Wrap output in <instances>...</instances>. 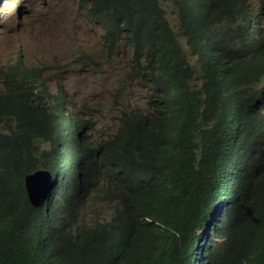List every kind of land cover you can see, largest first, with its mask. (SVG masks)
Wrapping results in <instances>:
<instances>
[{"label":"clouds","instance_id":"1","mask_svg":"<svg viewBox=\"0 0 264 264\" xmlns=\"http://www.w3.org/2000/svg\"><path fill=\"white\" fill-rule=\"evenodd\" d=\"M8 1L19 9L18 13L2 14ZM24 2L25 9L22 10ZM167 2L177 9L174 22H170L164 8ZM134 3L154 7L156 18L152 14L141 16L150 22L148 24L158 23L153 33L161 39L139 53L124 33L114 38L108 35V39L103 23L89 14L88 8L93 2L78 0L79 7L85 11V19L101 28L107 57L127 61L123 81L135 85L143 83L152 91L149 101H142V96L137 100V97L125 96V84L122 83V87L109 97L110 102L105 103L102 99L96 101L91 93H80L79 77L94 67L90 60L97 61L91 53L82 52L74 60L58 61L57 64L29 60L24 53L28 41L23 28L29 24L33 4L31 0H0V104L36 121L46 120L44 130L48 131V134L39 133L8 149L21 168L26 158H35L39 163L23 170L22 180L14 186L0 181V231L23 227V233L37 246L20 217L26 214L27 220L30 216L37 218L46 225L65 257L73 258L76 264H85L79 256V228L99 224L108 227L126 224L121 234H136L134 240L125 242L130 246L126 256L136 264H151L155 256L160 257L165 239L172 231H176L179 254L174 264L181 261L184 264H264V196L257 188L258 183L237 189L232 186L217 198L204 189L192 188L186 203L180 202L172 208L177 211L176 222H156L152 216H135L132 200L119 196L121 192L129 195L138 192L130 180V169L148 147L136 152L132 149L130 139L137 126L122 132L124 144L131 149L102 147L104 142L119 134L121 119L128 111L137 114L152 111L151 103L159 95V91L155 95L156 85L159 86L161 81L169 82L166 63L173 58L178 82H185L193 89L204 86L209 74L219 81L217 75H225L236 82L235 94L227 103L234 114L229 120L232 130L245 138L242 156L237 159H242L247 169L256 168V162L246 160L245 149H259L256 159L257 163H262L260 174H263L264 73L245 72L249 63L264 60L261 1L134 0ZM160 18L168 23L164 26ZM226 47L230 50L223 52ZM149 48L153 52L156 75L164 76L166 80L156 78L151 81ZM73 63L79 68L76 72H64L57 80H52L50 70L65 71ZM136 64L140 70L134 69ZM99 66L101 69V63ZM96 69H93L94 74L99 73ZM176 93L182 96L181 92ZM8 125L17 129L14 116L8 121H0L5 133H11ZM57 138L62 141L60 146L56 143ZM226 169L228 173L234 170L229 161ZM0 174H6L1 163ZM206 175L200 174V181ZM75 178L81 180V193L85 197L77 210L56 185ZM247 214L258 217L261 222L247 229L244 226ZM104 235L106 239L113 237L110 233ZM141 254L146 260L139 258ZM158 264L162 261L158 260Z\"/></svg>","mask_w":264,"mask_h":264},{"label":"trees","instance_id":"2","mask_svg":"<svg viewBox=\"0 0 264 264\" xmlns=\"http://www.w3.org/2000/svg\"><path fill=\"white\" fill-rule=\"evenodd\" d=\"M87 1L93 2V6L88 8L89 14L103 23L107 38L108 35L114 38L124 33L137 53L161 40L153 33L158 23L155 21L148 24L149 21L141 16L152 14L156 18L153 6L134 3V0H82ZM159 21L164 26L168 23L164 18ZM229 50V47L222 49L223 52ZM147 54L148 65L152 67L151 81L154 82L156 78L166 80V77L155 73L151 48ZM174 62L172 58L166 63L171 78L168 77L169 82L161 81L159 86L156 85L155 95L158 91L159 95L151 103L152 111L147 114L128 111L121 119L119 134L102 144L104 149H131L124 144L125 135L122 132L137 126L130 139L132 149L136 152L137 149L148 147L143 157L135 160L130 169V180L138 192L134 195L121 192V199L132 200L135 216H152L156 222L174 223L177 211L172 208L180 202L184 205L192 188L204 189L213 198H217V195L225 194L232 186L237 189L253 187L258 183L257 188L264 196V172L260 174L262 163H257L256 159L259 149H245L246 160L256 162V168L247 169L242 159H237L242 156L245 138L232 130L229 120L234 118V114L227 103L230 96L235 94L236 82L225 75H217L219 81L209 74L204 86L193 89L185 82H178ZM134 69L140 70L138 64ZM245 72L253 75L264 73V60L249 63ZM176 91L181 92L182 96ZM11 116L16 118L17 129L8 125L11 133H5L0 127V163L6 169V174H0V181L14 186L22 180L23 170L37 166L39 161L26 158L21 168L8 149L14 144L31 140L39 133L48 134V131L44 130L46 120L36 121L0 104V121H8ZM210 122L211 125L208 124ZM56 143L60 146L61 139L57 138ZM261 151L264 155V149ZM227 161L234 167L231 173L226 169ZM200 174L207 175L200 181ZM56 185L71 199L74 210L84 203L80 179L58 182ZM245 216L247 221L244 226L247 229L261 222L258 217ZM20 219L25 222V229L36 240L37 246L23 233V227L1 230L0 264H76L73 258L65 257L43 222L32 216L27 220L26 214L21 215ZM125 225L108 227L107 224H99L96 227L79 228V256L85 264H136L127 258L126 250L130 246L125 244L129 239L134 240L136 234H121ZM104 233H110L113 237L106 239ZM176 257L179 258L177 235L176 231H172L165 239L160 257L155 256L151 264H158V260L162 264H174ZM139 258L146 260L144 254ZM181 262L179 264H184Z\"/></svg>","mask_w":264,"mask_h":264},{"label":"rangeland","instance_id":"3","mask_svg":"<svg viewBox=\"0 0 264 264\" xmlns=\"http://www.w3.org/2000/svg\"><path fill=\"white\" fill-rule=\"evenodd\" d=\"M258 1H261L264 8V0ZM31 3L33 10L29 16V24L23 28L28 41L24 53L29 60L57 64L58 61L74 60L82 52H89L97 61L90 60L95 64L94 67L79 77L82 95L91 93L97 98L96 101L102 99L103 102L109 103V97L124 83L125 96L137 97V100L142 96V101L151 99L152 91L149 86L123 81V74L128 69L127 61L107 57L101 28L85 19V11L79 7L78 0H46L45 3L41 0H31ZM25 4L26 2L22 10L25 9ZM164 8L170 22L176 21L177 9L168 2ZM2 9V14L13 11L18 13L19 10L13 7L12 1H8L7 6ZM96 67L99 73L94 74L93 69ZM77 69L79 68L73 63L65 71L53 69L48 73L52 74V80H57L61 73L76 72ZM77 76L78 73L74 77Z\"/></svg>","mask_w":264,"mask_h":264},{"label":"bare ground","instance_id":"4","mask_svg":"<svg viewBox=\"0 0 264 264\" xmlns=\"http://www.w3.org/2000/svg\"><path fill=\"white\" fill-rule=\"evenodd\" d=\"M165 163H166V161H165Z\"/></svg>","mask_w":264,"mask_h":264}]
</instances>
